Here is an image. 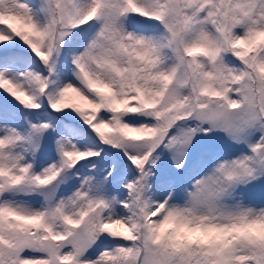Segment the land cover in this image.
I'll return each instance as SVG.
<instances>
[{
    "label": "snow or ice",
    "instance_id": "obj_1",
    "mask_svg": "<svg viewBox=\"0 0 264 264\" xmlns=\"http://www.w3.org/2000/svg\"><path fill=\"white\" fill-rule=\"evenodd\" d=\"M0 264H264V0H0Z\"/></svg>",
    "mask_w": 264,
    "mask_h": 264
}]
</instances>
